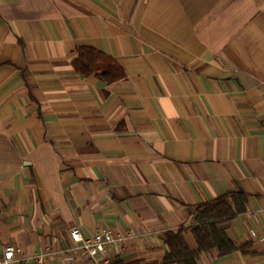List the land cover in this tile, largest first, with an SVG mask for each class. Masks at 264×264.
Here are the masks:
<instances>
[{
	"label": "crops",
	"instance_id": "crops-1",
	"mask_svg": "<svg viewBox=\"0 0 264 264\" xmlns=\"http://www.w3.org/2000/svg\"><path fill=\"white\" fill-rule=\"evenodd\" d=\"M78 47L123 71L76 72ZM237 247L264 264V0H0V246L40 264H162L167 230L230 191ZM109 229L103 254L69 230Z\"/></svg>",
	"mask_w": 264,
	"mask_h": 264
},
{
	"label": "trees",
	"instance_id": "trees-1",
	"mask_svg": "<svg viewBox=\"0 0 264 264\" xmlns=\"http://www.w3.org/2000/svg\"><path fill=\"white\" fill-rule=\"evenodd\" d=\"M73 66L77 73L84 76L95 74L98 79L107 83L123 76V71L113 59L89 47H78ZM247 200L248 194L237 189L200 202L195 207V224L190 229L195 248H191L184 237L187 228L167 230L163 236L167 251L161 263L199 264L201 253L214 252L217 257H224L235 251L245 253V246L237 247L228 236L226 223L246 210Z\"/></svg>",
	"mask_w": 264,
	"mask_h": 264
},
{
	"label": "built area",
	"instance_id": "built-area-1",
	"mask_svg": "<svg viewBox=\"0 0 264 264\" xmlns=\"http://www.w3.org/2000/svg\"><path fill=\"white\" fill-rule=\"evenodd\" d=\"M69 238L71 240L69 250L72 253L93 258L103 254L107 246L121 240L120 237L114 236L109 229H100L87 236L83 235L79 229L71 228ZM43 257V254H39L33 259L40 264ZM30 259L31 257L23 254L19 248L12 244L0 246V264H29Z\"/></svg>",
	"mask_w": 264,
	"mask_h": 264
}]
</instances>
